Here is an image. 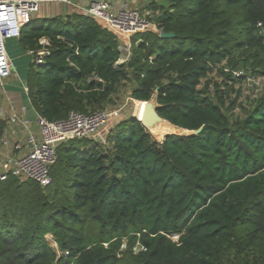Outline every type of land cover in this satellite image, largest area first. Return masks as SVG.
<instances>
[{
	"label": "trees",
	"instance_id": "16d2710c",
	"mask_svg": "<svg viewBox=\"0 0 264 264\" xmlns=\"http://www.w3.org/2000/svg\"><path fill=\"white\" fill-rule=\"evenodd\" d=\"M162 1L145 5L157 31L132 35L121 62L83 14L21 29L24 50L49 43L24 80L46 121L110 109L128 81L131 99L194 133L159 142L130 116L103 141L59 144L49 186L0 182V264H264V94L240 117L230 98L240 75L264 77V0Z\"/></svg>",
	"mask_w": 264,
	"mask_h": 264
},
{
	"label": "built area",
	"instance_id": "2783aa9c",
	"mask_svg": "<svg viewBox=\"0 0 264 264\" xmlns=\"http://www.w3.org/2000/svg\"><path fill=\"white\" fill-rule=\"evenodd\" d=\"M136 2L137 0H90L84 5H75L72 0H0V86L12 72L5 42L19 38L21 29L34 18L41 5L63 4L111 32L118 41L119 50L125 54L121 56V62L127 60L132 35L157 31L145 16L146 13L142 14L132 7ZM38 45L37 50H28L27 54L32 57L34 64L40 65L49 54V43L42 38ZM23 91L27 95L25 85ZM119 116L120 109L112 108L88 114L70 112L65 119L46 121L35 112L37 132H34L29 122L18 113L6 114L0 110V125L1 118L7 117V123L16 126L24 138L22 142H12L0 135V182L14 177L19 181L32 180L40 187L49 186L52 182L49 169L56 160V147L68 140L96 139L102 130L117 123ZM178 238V235L170 237L175 243Z\"/></svg>",
	"mask_w": 264,
	"mask_h": 264
},
{
	"label": "rangeland",
	"instance_id": "374dc122",
	"mask_svg": "<svg viewBox=\"0 0 264 264\" xmlns=\"http://www.w3.org/2000/svg\"><path fill=\"white\" fill-rule=\"evenodd\" d=\"M148 1H153V0H137V2L132 5V7L137 8L142 14L146 13L147 14L145 15L146 17H150V13L148 11H145V5ZM155 2L157 4H165L162 0H155ZM50 7H52V5L50 6L48 4L41 5L38 12L42 11L43 15H47V12L45 11L47 8ZM72 12L78 13L75 9H70L69 14H71ZM6 44L8 46L7 41L5 42V46ZM19 50L20 51H18V49L16 48H13V51L10 52L9 54L13 64V70L11 72V75L8 78H6L3 84L0 86V93L2 91H5L8 94H10V96L11 95L19 96L21 94V96L23 97L24 92H23V86H21V82L25 79L28 66L32 62V57L29 56L27 54V51L24 50L23 48H20ZM237 74L239 75L241 74V72L238 71ZM240 76H241L240 77L241 81L239 83L234 84L233 87L234 92L230 94L231 99L236 98L237 96L236 104L232 111L233 116L236 117L243 116L244 110L247 109L249 106H251L255 100H257L260 96L264 94V77H254L250 74H245ZM221 79L222 77L220 76L219 72L214 69L208 76L207 82L209 83V91H212V83L213 82L219 83ZM209 80H211L212 82H210ZM202 82L205 83L206 80L203 79ZM130 88H131L130 82L128 81L122 82L118 87L117 93L113 97L114 104L108 107L110 109L112 108L120 109V116L118 118L119 121L122 119H126L130 116L138 117L139 115L142 102L135 101L130 98ZM165 123L169 124L168 122ZM113 124H110L109 127H107L105 130H102L99 134V137H97L96 140L103 141L106 133L110 130ZM149 132L150 135L159 142H161L165 134H171V132H166L162 136H159L155 133H152L151 131ZM47 241L51 247H53L54 249L56 248V245L52 240L51 236L49 235L47 236ZM137 249L138 247H135V251Z\"/></svg>",
	"mask_w": 264,
	"mask_h": 264
},
{
	"label": "crops",
	"instance_id": "0c3cea01",
	"mask_svg": "<svg viewBox=\"0 0 264 264\" xmlns=\"http://www.w3.org/2000/svg\"><path fill=\"white\" fill-rule=\"evenodd\" d=\"M89 1L90 0H72V3L75 5H84ZM48 5L49 6L52 5V7L46 9L45 12H47V15H43L42 11H39L37 12V14L34 15V17H39V18L45 17L46 18V17L54 16V15L65 16L69 14L70 9H73L63 4H48ZM7 42H8V46L6 44L5 48H6L7 55L11 61V58L9 56L10 52L13 51V48H16L18 49V51H20L19 49L21 47L19 46L18 39H10V40H7ZM11 64H12V61H11ZM12 70H13V64H12ZM24 80L21 82V86L25 85ZM23 97L21 96V94L19 96L18 95L10 96V94H8L7 92L2 91L0 93V110L4 111L6 114H9L10 112L18 113L23 119L29 122L31 130L34 132H37V127L35 124V110L30 105L28 97L25 93L23 94ZM6 118L7 117L1 118V125H0L2 126L1 134L6 136L12 142H15V141L22 142L24 138H23V134L21 133V131H18L16 126L9 125L7 123Z\"/></svg>",
	"mask_w": 264,
	"mask_h": 264
},
{
	"label": "water",
	"instance_id": "95a60500",
	"mask_svg": "<svg viewBox=\"0 0 264 264\" xmlns=\"http://www.w3.org/2000/svg\"><path fill=\"white\" fill-rule=\"evenodd\" d=\"M160 37L161 38H171V37H173V34L160 32ZM144 103H145V105H144L141 117L137 118L136 116H133V118L137 119L141 123V125L149 132L150 128L154 127L158 122H165V121L162 120L156 113V107L157 106H156L155 100H150V101L144 102ZM177 130H178L177 133H171V134L188 135V134L194 133V132H188L185 130H181L179 128H177ZM166 135H168V134H165L164 137ZM163 138H162V140H163Z\"/></svg>",
	"mask_w": 264,
	"mask_h": 264
},
{
	"label": "bare ground",
	"instance_id": "6f19581e",
	"mask_svg": "<svg viewBox=\"0 0 264 264\" xmlns=\"http://www.w3.org/2000/svg\"><path fill=\"white\" fill-rule=\"evenodd\" d=\"M144 105H145V103L143 102L141 104L140 112H139V115L137 118L141 117ZM150 131L152 133L159 135V136H162L166 132H171V133L178 132L177 128H175L174 126L169 125L165 122H158L154 127L150 128Z\"/></svg>",
	"mask_w": 264,
	"mask_h": 264
}]
</instances>
